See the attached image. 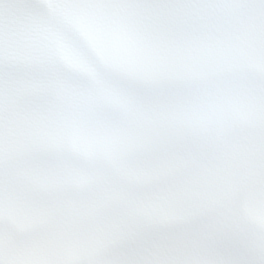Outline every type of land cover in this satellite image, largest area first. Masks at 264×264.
Listing matches in <instances>:
<instances>
[{
	"label": "snow or ice",
	"instance_id": "snow-or-ice-1",
	"mask_svg": "<svg viewBox=\"0 0 264 264\" xmlns=\"http://www.w3.org/2000/svg\"><path fill=\"white\" fill-rule=\"evenodd\" d=\"M0 264H264V0H0Z\"/></svg>",
	"mask_w": 264,
	"mask_h": 264
}]
</instances>
